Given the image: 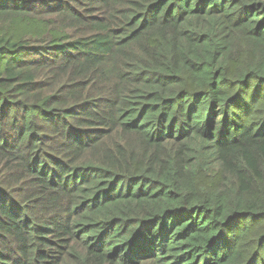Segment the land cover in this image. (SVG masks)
Returning a JSON list of instances; mask_svg holds the SVG:
<instances>
[{"label":"trees","instance_id":"obj_1","mask_svg":"<svg viewBox=\"0 0 264 264\" xmlns=\"http://www.w3.org/2000/svg\"><path fill=\"white\" fill-rule=\"evenodd\" d=\"M0 264H264V0H0Z\"/></svg>","mask_w":264,"mask_h":264}]
</instances>
